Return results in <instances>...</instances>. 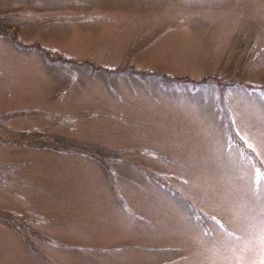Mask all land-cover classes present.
<instances>
[{
    "label": "rangeland",
    "instance_id": "rangeland-1",
    "mask_svg": "<svg viewBox=\"0 0 264 264\" xmlns=\"http://www.w3.org/2000/svg\"><path fill=\"white\" fill-rule=\"evenodd\" d=\"M0 264H264V0H0Z\"/></svg>",
    "mask_w": 264,
    "mask_h": 264
}]
</instances>
